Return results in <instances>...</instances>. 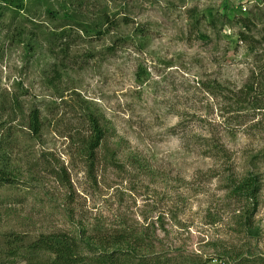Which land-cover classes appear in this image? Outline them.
Listing matches in <instances>:
<instances>
[{
  "label": "rangeland",
  "instance_id": "1",
  "mask_svg": "<svg viewBox=\"0 0 264 264\" xmlns=\"http://www.w3.org/2000/svg\"><path fill=\"white\" fill-rule=\"evenodd\" d=\"M263 31L264 0L0 4V264L81 226L143 235L139 255L169 264H264ZM248 173L260 191L242 227L252 203L232 186Z\"/></svg>",
  "mask_w": 264,
  "mask_h": 264
},
{
  "label": "trees",
  "instance_id": "2",
  "mask_svg": "<svg viewBox=\"0 0 264 264\" xmlns=\"http://www.w3.org/2000/svg\"><path fill=\"white\" fill-rule=\"evenodd\" d=\"M0 4L8 5L15 10L23 9V0H0ZM52 15V14H51ZM65 18H68L66 15ZM241 27L244 30H253L255 25L248 19H240ZM99 25L92 26L85 24L84 29H81L86 35L97 33ZM241 33L238 38L241 42H253L252 37ZM263 42H264V31ZM255 43V42H254ZM264 69V68H263ZM262 69V70H263ZM262 72H259L260 75ZM254 81L256 78L251 77ZM254 83L247 85L248 93H254ZM264 90V89H263ZM262 95L264 93H261ZM29 130L33 134L39 132V112L32 110L29 114ZM88 120L91 122L92 132L89 140L85 143V154L93 160L94 151L99 148L102 142V130L98 123L89 115ZM215 143V142H214ZM218 146V145H217ZM214 145V149L219 148ZM213 149V150H214ZM5 171H0V182L6 183L9 180ZM64 180V178H63ZM9 182V181H8ZM64 182V181H63ZM259 179L252 173H248L240 182L232 186V194L242 197L246 202H251L252 208L243 211L244 220L242 227H248L251 224V219L256 212V198L260 191ZM249 204V203H248ZM123 231V230H122ZM106 235H88L85 233V228L81 226L76 233H61L51 234L48 236L41 235L37 240L27 242L22 245L27 251L26 264H169V260H163L161 257L148 258L147 256L139 255V249L144 248L143 235H135L133 233L119 232ZM148 238V237H147ZM16 245L14 251H10L9 256L15 257L18 249L21 248L22 238H17L13 241ZM20 246V247H18ZM121 247H126L129 250L122 253Z\"/></svg>",
  "mask_w": 264,
  "mask_h": 264
}]
</instances>
